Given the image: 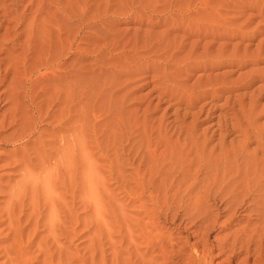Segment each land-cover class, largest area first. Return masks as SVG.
I'll list each match as a JSON object with an SVG mask.
<instances>
[{"label":"rangeland","instance_id":"rangeland-1","mask_svg":"<svg viewBox=\"0 0 264 264\" xmlns=\"http://www.w3.org/2000/svg\"><path fill=\"white\" fill-rule=\"evenodd\" d=\"M161 1L0 0V264H264V0Z\"/></svg>","mask_w":264,"mask_h":264},{"label":"bare ground","instance_id":"bare-ground-1","mask_svg":"<svg viewBox=\"0 0 264 264\" xmlns=\"http://www.w3.org/2000/svg\"><path fill=\"white\" fill-rule=\"evenodd\" d=\"M161 1V0H160ZM164 1H166V0H164ZM171 1V0H170ZM162 2V1H161ZM175 3V2H174ZM175 4H177V3H175ZM111 7V6H110ZM208 10V9H207ZM217 10V9H216ZM196 13V12H195ZM210 13V12H209ZM219 13V12H218ZM211 14V13H210ZM222 14V13H221ZM218 15V14H217ZM211 16H213L212 14H211ZM173 17V16H172ZM205 17V16H204ZM184 19H186L185 17H184ZM196 19V18H195ZM197 19H199L198 17H197ZM214 19V18H213ZM200 20V19H199ZM181 21V20H180ZM208 21V20H207ZM215 22V21H214ZM220 22V21H219ZM211 23V22H210ZM213 23V22H212ZM172 24V23H171ZM175 24V23H174ZM188 24H189V22H188ZM214 24V23H213ZM216 25H217V23H215ZM221 24V23H220ZM176 25V24H175ZM191 25V24H190ZM216 25H214V26H216ZM219 25V24H218ZM218 25H217V28H218ZM222 26H223V24H221ZM178 26V25H177ZM220 27V26H219ZM212 28V27H211ZM208 29V28H207ZM219 29V28H218ZM177 30H179V29H177ZM189 30V29H188ZM192 30V29H191ZM212 30H217L216 29V27L214 28V29H212ZM211 30V31H212ZM224 30V29H223ZM225 31V30H224ZM227 31V30H226ZM169 32V31H168ZM215 32V31H214ZM230 33H232V32H230ZM156 34V33H155ZM159 34H160V32H159ZM162 34V33H161ZM152 35V34H151ZM193 35V34H192ZM220 34H218L217 36L218 37H220L219 36ZM229 37H230V35L229 34H227ZM154 36V35H153ZM160 36V35H159ZM212 36H214V34L212 35ZM216 36V37H217ZM158 37V36H157ZM182 38V37H181ZM192 50V49H191ZM211 53V52H210ZM209 56V55H208ZM166 62V61H165ZM104 85V84H103Z\"/></svg>","mask_w":264,"mask_h":264}]
</instances>
